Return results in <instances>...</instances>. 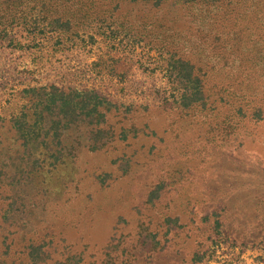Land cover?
<instances>
[{"label":"rangeland","instance_id":"rangeland-1","mask_svg":"<svg viewBox=\"0 0 264 264\" xmlns=\"http://www.w3.org/2000/svg\"><path fill=\"white\" fill-rule=\"evenodd\" d=\"M34 261L264 264V0H0V264Z\"/></svg>","mask_w":264,"mask_h":264},{"label":"trees","instance_id":"trees-1","mask_svg":"<svg viewBox=\"0 0 264 264\" xmlns=\"http://www.w3.org/2000/svg\"><path fill=\"white\" fill-rule=\"evenodd\" d=\"M44 245L45 244H38V245H35L36 246V248L38 247V248H43L44 247ZM35 263H37L36 261H34L32 264H35Z\"/></svg>","mask_w":264,"mask_h":264},{"label":"bare ground","instance_id":"bare-ground-1","mask_svg":"<svg viewBox=\"0 0 264 264\" xmlns=\"http://www.w3.org/2000/svg\"><path fill=\"white\" fill-rule=\"evenodd\" d=\"M169 1H172V0H169Z\"/></svg>","mask_w":264,"mask_h":264}]
</instances>
